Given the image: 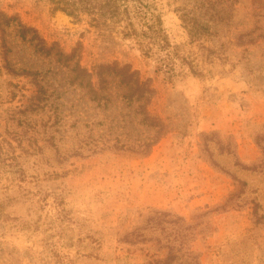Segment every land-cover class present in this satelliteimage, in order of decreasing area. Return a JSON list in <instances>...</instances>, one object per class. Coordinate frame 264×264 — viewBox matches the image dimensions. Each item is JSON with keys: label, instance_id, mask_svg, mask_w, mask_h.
I'll return each mask as SVG.
<instances>
[{"label": "rangeland", "instance_id": "374dc122", "mask_svg": "<svg viewBox=\"0 0 264 264\" xmlns=\"http://www.w3.org/2000/svg\"><path fill=\"white\" fill-rule=\"evenodd\" d=\"M146 1L180 54L172 75L117 28L0 0L15 16L0 17V264H264V0ZM184 16L209 20L201 39ZM107 62L155 94L75 77Z\"/></svg>", "mask_w": 264, "mask_h": 264}, {"label": "trees", "instance_id": "16d2710c", "mask_svg": "<svg viewBox=\"0 0 264 264\" xmlns=\"http://www.w3.org/2000/svg\"><path fill=\"white\" fill-rule=\"evenodd\" d=\"M52 5L54 10H63L66 13L81 18L83 15L89 16L90 21L95 26H110L117 28L120 33L126 38H131L147 58L153 59L156 62V69L163 71L166 74L172 75L175 71L172 63L173 56L180 57L179 52L173 48L167 32L163 26L161 16L156 13L151 4L146 0H45ZM0 17H3L6 25L11 24L15 16H8L0 11ZM188 29L191 40H199L203 36L201 29L209 25V20H202L198 16L183 17ZM2 22L0 21V26ZM22 34L29 31L35 32L32 39L36 40V45L41 51L50 52L51 47L46 46V41L38 34L35 28L26 26L23 23L19 24ZM202 27V28H201ZM201 28V29H200ZM72 55L66 56L70 59ZM183 60L188 63L190 71L197 73L192 62L183 57ZM76 71L75 77L89 78L96 73L103 81L105 72H115L121 76V81L129 85L127 97L129 100H139L145 97L147 100L156 92L151 79L143 78L137 69H134L129 64L119 65L117 62L99 63L94 66L93 72L88 67L76 63L74 67ZM91 83V82H90ZM95 99H101L104 96L94 93ZM39 101L42 97H39ZM36 107L40 103L34 104ZM138 111L142 112L143 119L152 126L162 125L161 121L154 115L150 114L146 106H140ZM155 214L159 216L168 215L167 212L155 210ZM180 219V218H179ZM181 220V219H180ZM180 227L187 230L190 225L184 226L180 221Z\"/></svg>", "mask_w": 264, "mask_h": 264}]
</instances>
